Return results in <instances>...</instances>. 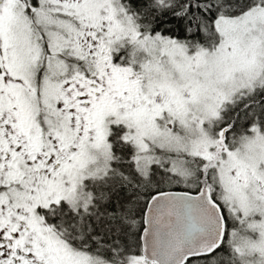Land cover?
Here are the masks:
<instances>
[{
    "label": "snow or ice",
    "instance_id": "snow-or-ice-1",
    "mask_svg": "<svg viewBox=\"0 0 264 264\" xmlns=\"http://www.w3.org/2000/svg\"><path fill=\"white\" fill-rule=\"evenodd\" d=\"M0 264H264V0H0Z\"/></svg>",
    "mask_w": 264,
    "mask_h": 264
}]
</instances>
